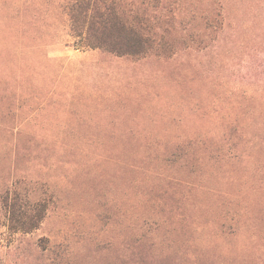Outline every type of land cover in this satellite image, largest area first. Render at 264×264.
Masks as SVG:
<instances>
[{
    "label": "rangeland",
    "instance_id": "374dc122",
    "mask_svg": "<svg viewBox=\"0 0 264 264\" xmlns=\"http://www.w3.org/2000/svg\"><path fill=\"white\" fill-rule=\"evenodd\" d=\"M65 1L0 0V184L52 196L25 239L63 242L73 264H121L127 225L156 215L155 264H264V137L238 158L197 150L164 167L142 146L218 137L231 110L263 128L264 33L249 8L170 56L136 58L83 48ZM130 153L151 157L130 170Z\"/></svg>",
    "mask_w": 264,
    "mask_h": 264
},
{
    "label": "trees",
    "instance_id": "16d2710c",
    "mask_svg": "<svg viewBox=\"0 0 264 264\" xmlns=\"http://www.w3.org/2000/svg\"><path fill=\"white\" fill-rule=\"evenodd\" d=\"M150 1L152 5L147 4ZM137 2L140 6L136 5ZM246 9L252 13L251 25L261 27L264 33V0H66L63 5L72 34L83 37V48L136 58L145 57L152 51L170 56L189 40H204L208 36L207 31H223L226 25L235 24L237 16L233 18L231 12L237 10L246 14ZM260 44L264 50V39ZM260 106H256V111L262 113ZM230 112L232 116L223 118L222 132L215 139L175 137L146 140L142 146L145 150L155 145L157 148L154 151L158 152L156 157L163 167L176 162V159L190 157L197 150L220 153L221 158H238L247 151L254 137H264V126L260 127L261 123L253 118L250 120L244 110L240 111L243 115L239 111L234 115L233 110ZM261 141L264 144V140ZM132 155L135 156L130 153ZM137 156L127 162L130 170L139 169L138 163L151 157L138 159ZM163 177L171 180L170 183L185 182V179L168 173H163ZM35 184L40 186L41 183L0 184V264H73L71 251L63 242L50 244L42 239L37 242L25 239L42 223L52 199V196L45 195L30 199L36 189ZM47 192L48 189L45 190ZM234 214L235 211L231 213L228 208L222 215V221L234 219ZM139 219L142 221H132L127 225L128 233L121 240L124 248L119 256L121 264H155L154 259L150 260L144 255V245L153 244L151 231L165 220L156 215ZM240 223L244 222L240 220ZM225 224L222 223L223 226ZM145 226H148L146 232L142 230ZM97 243L104 244L102 240Z\"/></svg>",
    "mask_w": 264,
    "mask_h": 264
}]
</instances>
